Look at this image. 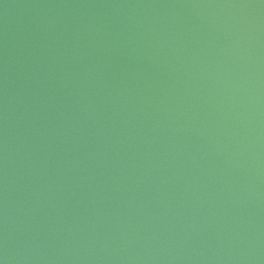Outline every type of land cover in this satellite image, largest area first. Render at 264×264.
Returning <instances> with one entry per match:
<instances>
[{
  "label": "water",
  "instance_id": "1",
  "mask_svg": "<svg viewBox=\"0 0 264 264\" xmlns=\"http://www.w3.org/2000/svg\"><path fill=\"white\" fill-rule=\"evenodd\" d=\"M0 264H264V0H0Z\"/></svg>",
  "mask_w": 264,
  "mask_h": 264
}]
</instances>
